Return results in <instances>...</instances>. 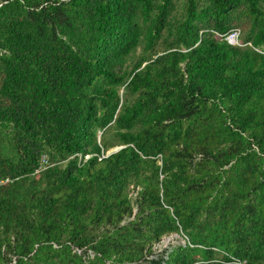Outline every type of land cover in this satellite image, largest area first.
Segmentation results:
<instances>
[{"label": "trees", "instance_id": "trees-1", "mask_svg": "<svg viewBox=\"0 0 264 264\" xmlns=\"http://www.w3.org/2000/svg\"><path fill=\"white\" fill-rule=\"evenodd\" d=\"M0 264H264V0H0Z\"/></svg>", "mask_w": 264, "mask_h": 264}, {"label": "built area", "instance_id": "built-area-1", "mask_svg": "<svg viewBox=\"0 0 264 264\" xmlns=\"http://www.w3.org/2000/svg\"><path fill=\"white\" fill-rule=\"evenodd\" d=\"M240 37H241V30L240 29H234L230 31L226 36L225 39L228 41L231 45H240ZM89 156H87L88 158ZM46 159L43 160L42 166L37 170V172L41 171L46 166Z\"/></svg>", "mask_w": 264, "mask_h": 264}, {"label": "rangeland", "instance_id": "rangeland-1", "mask_svg": "<svg viewBox=\"0 0 264 264\" xmlns=\"http://www.w3.org/2000/svg\"><path fill=\"white\" fill-rule=\"evenodd\" d=\"M184 242L182 236L179 234H170L163 238V240L155 247L157 250H163L171 244H178Z\"/></svg>", "mask_w": 264, "mask_h": 264}, {"label": "clouds", "instance_id": "clouds-1", "mask_svg": "<svg viewBox=\"0 0 264 264\" xmlns=\"http://www.w3.org/2000/svg\"><path fill=\"white\" fill-rule=\"evenodd\" d=\"M184 240V242H185V239H183Z\"/></svg>", "mask_w": 264, "mask_h": 264}]
</instances>
